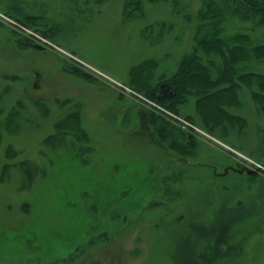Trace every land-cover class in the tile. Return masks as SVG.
<instances>
[{
  "label": "rangeland",
  "instance_id": "obj_1",
  "mask_svg": "<svg viewBox=\"0 0 264 264\" xmlns=\"http://www.w3.org/2000/svg\"><path fill=\"white\" fill-rule=\"evenodd\" d=\"M198 7L0 0V264H209L215 245L210 264H264V116L249 95L244 132L220 137L184 118L191 99L177 114L130 82L140 62L154 60L151 83L177 71ZM70 112L86 140L47 142Z\"/></svg>",
  "mask_w": 264,
  "mask_h": 264
},
{
  "label": "trees",
  "instance_id": "obj_2",
  "mask_svg": "<svg viewBox=\"0 0 264 264\" xmlns=\"http://www.w3.org/2000/svg\"><path fill=\"white\" fill-rule=\"evenodd\" d=\"M141 1L126 0V6L139 7ZM24 15H27L24 19L30 18L29 14ZM196 15L199 23L194 44L190 52L180 59L177 71L171 75L161 73L151 83L155 73L150 67L154 65V60L140 62L132 67L130 82L140 92L177 114H181L191 99L195 114L185 113L184 118L195 119L209 134L227 137L233 131L240 135L246 128L247 119L236 110L241 107V98L245 93L249 95L254 110L264 116V72L256 68L264 63V0H199ZM234 22L248 26L245 31L238 26L241 31L229 32ZM164 24L159 26L167 30L172 27ZM163 83H167L166 91L161 86ZM17 103L4 121L7 128L12 124V131H16L17 127L14 121H19L18 107L21 102ZM38 104L41 109V102ZM78 119V113L70 112L64 119L56 121V132L46 141H63L68 132H73L78 140H86ZM161 122L169 125L166 121ZM179 132L176 130L175 135H180ZM193 141L191 135L189 143ZM217 247L212 246L211 254L204 253L201 257H207L210 264L214 261L213 251ZM195 261L183 259L178 264H196Z\"/></svg>",
  "mask_w": 264,
  "mask_h": 264
},
{
  "label": "flooded vegetation",
  "instance_id": "obj_3",
  "mask_svg": "<svg viewBox=\"0 0 264 264\" xmlns=\"http://www.w3.org/2000/svg\"><path fill=\"white\" fill-rule=\"evenodd\" d=\"M162 88H164V91H166L167 90V86H164V87H162ZM179 138H180V141L182 142V140H191V135L189 134H187V135H185L183 132H179ZM185 144H188L186 141H185ZM234 171L233 170V168L232 169H229V167H226V168H224V170L222 171V172H217L216 174H227L229 171ZM235 172H236V170H235Z\"/></svg>",
  "mask_w": 264,
  "mask_h": 264
},
{
  "label": "water",
  "instance_id": "obj_4",
  "mask_svg": "<svg viewBox=\"0 0 264 264\" xmlns=\"http://www.w3.org/2000/svg\"><path fill=\"white\" fill-rule=\"evenodd\" d=\"M167 85V83H163L161 86L163 87V86H166ZM253 173H256V172H258V169H256L255 171H252Z\"/></svg>",
  "mask_w": 264,
  "mask_h": 264
}]
</instances>
